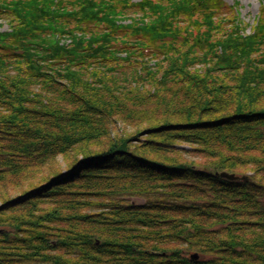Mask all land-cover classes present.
<instances>
[{"label": "trees", "instance_id": "16d2710c", "mask_svg": "<svg viewBox=\"0 0 264 264\" xmlns=\"http://www.w3.org/2000/svg\"><path fill=\"white\" fill-rule=\"evenodd\" d=\"M259 1L0 0V264H264Z\"/></svg>", "mask_w": 264, "mask_h": 264}, {"label": "rangeland", "instance_id": "374dc122", "mask_svg": "<svg viewBox=\"0 0 264 264\" xmlns=\"http://www.w3.org/2000/svg\"><path fill=\"white\" fill-rule=\"evenodd\" d=\"M229 4L234 3V2H238L239 3V7L240 8V16L241 19H244L246 22H248L249 24H253L254 23V17L255 15L259 12L260 10V1L259 0H226ZM4 22V24H2V26H0V30H4L7 29V23L3 20H0V23ZM250 30V28H249ZM181 158H185L187 160L193 161L194 163H198V164H202L204 165L205 163H207V161H210V159L205 156H198V155H190L188 153H183L180 154ZM60 159L57 160V163L62 164L63 163V159L61 157H59ZM242 169V170H240ZM239 171H244L245 174L244 175H238L239 177L242 176H248L249 175V171L248 170H244L243 168H239ZM226 172V171H225ZM237 175V174H236ZM226 178V177H225ZM230 179V178H229ZM138 201H142V199H137Z\"/></svg>", "mask_w": 264, "mask_h": 264}, {"label": "water", "instance_id": "95a60500", "mask_svg": "<svg viewBox=\"0 0 264 264\" xmlns=\"http://www.w3.org/2000/svg\"><path fill=\"white\" fill-rule=\"evenodd\" d=\"M221 176H223V177H226L227 179L228 178H230V179H237V178H239V176L238 175H236L235 173H233V172H225V171H219L218 172ZM243 178H245L246 176H242Z\"/></svg>", "mask_w": 264, "mask_h": 264}]
</instances>
